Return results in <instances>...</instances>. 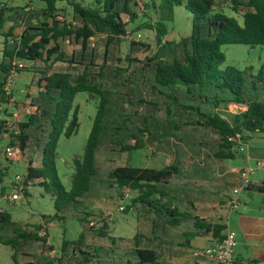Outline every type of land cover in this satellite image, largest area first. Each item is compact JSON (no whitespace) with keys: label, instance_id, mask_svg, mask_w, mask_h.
<instances>
[{"label":"trees","instance_id":"obj_1","mask_svg":"<svg viewBox=\"0 0 264 264\" xmlns=\"http://www.w3.org/2000/svg\"><path fill=\"white\" fill-rule=\"evenodd\" d=\"M227 1L231 4L228 8L241 21L225 14L222 7ZM41 2L43 6L39 8L29 4L23 7L3 4L0 8V36L4 38L0 58V142L9 140L8 147L0 146V184L11 162L7 149L14 147L21 155L31 156L25 173L18 178L20 184H12L23 196L28 195L26 186L38 185L56 197L55 206L60 211L61 206L81 203L83 196L93 195V181L98 175L96 159L110 109L107 97L119 87L133 85L125 94L127 100L121 99L124 104L130 109H142L141 105L152 103L153 98L143 89L148 71L152 79L164 86H185L189 94L197 95L201 105L211 108L204 113L198 109L196 115L200 118L193 117L185 123L192 127L185 134L207 133L208 139L219 148L215 158H232L237 153L238 142L248 140L254 133H264V61L257 73L253 67L242 71L221 68L225 62L223 45L264 47V0H161L159 5L155 0H91L87 5L83 0ZM179 6L193 15L192 34L179 41L165 40L168 23ZM203 20L206 26L201 30L199 22ZM7 23L10 25L5 32ZM16 30H21L17 36ZM142 30L154 33L157 49L145 40L132 38L128 53L123 55L121 45L129 40L128 35L134 36ZM93 41H100L102 50ZM67 45L74 46L72 53L67 52ZM140 54L142 57H138ZM23 70L33 74L32 85L43 90L45 103H37L36 98L28 105L22 103L28 114L15 122L11 119L13 114L8 112V107L15 103L8 81L11 75ZM81 92L98 95L100 103L84 154L81 159L73 160L75 170L66 187L57 174L56 149L61 136L70 138L78 133L80 125L74 99ZM230 105L238 106L239 110L230 112ZM191 111L196 109L184 106L186 116L193 115ZM137 113L135 110L134 114ZM127 116L130 117L126 115L124 121H128ZM115 130L121 131V127ZM139 130L152 135L145 127ZM108 144L115 147L111 152L120 154L144 147L132 132L122 140L117 136ZM2 155L6 165L1 161ZM194 159L192 156L191 160ZM107 162L105 175L116 187V197L124 199L123 189L136 193L123 211L141 213L139 219L150 228L154 241L173 230L180 231L183 240L180 246L185 249L191 248L194 238L209 237L213 242L224 238L228 226L224 219L208 223L172 205L176 193L173 195L168 189L185 177L184 169L180 170L181 162H178L180 166L170 164L161 169L119 165L115 160ZM3 191L2 187L0 196L4 195ZM245 191L262 194L264 185L251 182ZM55 217L66 219L59 214ZM90 217L95 216L91 212L80 214L83 231L79 238L64 239L61 251L57 252L48 243L47 229L44 237L38 233L40 229L28 232L9 213L0 210V244L14 250V264H100L104 260L117 264L116 243L124 239L111 235L108 221ZM145 239L151 241L149 237ZM127 240L138 241V236ZM126 251L135 259L133 263L122 259L124 264H161L159 250L144 243Z\"/></svg>","mask_w":264,"mask_h":264},{"label":"rangeland","instance_id":"obj_2","mask_svg":"<svg viewBox=\"0 0 264 264\" xmlns=\"http://www.w3.org/2000/svg\"><path fill=\"white\" fill-rule=\"evenodd\" d=\"M83 1L86 5L91 2V0ZM155 2L159 5L161 0H155ZM3 4L8 7H23L26 4L33 6V8L43 6L41 0H0V8ZM230 6V2H223L222 8L225 14L235 16L241 21L240 17L228 8ZM213 14L214 12L210 13L209 17ZM8 15L10 14L7 13V16ZM199 23L201 25V30H203L206 26V22L203 20ZM9 25L10 23H7L4 29L5 32L8 31ZM130 27L133 28V25H130ZM192 30L193 15L182 6L175 7L173 20L168 23V34L165 40L179 41L191 36ZM20 32L21 30H16L14 34L17 36ZM132 38L145 40L157 49V46L154 44V33L148 30H142L135 33L134 36H130L128 38L129 40L121 45L123 55L128 53L129 42ZM3 41V36H0V58L2 57V49L4 47ZM94 43L99 45L100 50H102L100 41H93L92 44ZM66 50L72 53L74 46L67 45ZM221 50L225 56V62L221 66L222 69L234 67L242 71L247 67H253V71L257 73L261 63L264 61V47L262 46L250 47L242 44H230L223 45ZM138 57H142V54L138 55ZM57 69L64 70L65 67H57ZM147 75L148 79L143 89L146 95L153 98V101L152 103L141 105L142 109H130L127 104L121 101V99H123V101L127 100L125 94L132 90V87L134 88L133 85H131V87L128 85L119 87L113 90V94L107 97L110 102V109L106 118L105 129L101 136L100 150L96 159L98 175L93 181V195L97 197L103 196L101 199L94 198L91 194H86L81 199V203L61 206V210L58 211L55 206L56 197H53L52 194L48 193L44 188L30 184L26 186L28 195L25 197L20 194V199L14 200L11 195L17 188L12 187V184H20L18 178L22 177L25 173L27 162L31 156L29 153L21 155L17 148L10 147L12 156L9 157V160L11 162L7 165V176L4 182L0 184V190L2 187L4 188V195L0 196V210L9 213L13 220L28 232H38L40 229L38 233L41 237H44L45 229H47L49 235L48 243L52 244L57 252L61 251L64 239L74 241L79 238L83 229L78 217L82 213L91 212L95 217H90V219L108 221L111 227V235L124 239V241L117 240L116 246L118 250L116 254H114L115 261L118 262L117 264H124L125 261H122V259L129 260L131 263H133L135 259L133 256H130L131 252H127L126 250L134 248L135 244L138 243L145 244V238L153 237V235L150 234V228L148 233L145 221L139 219V215H142L141 213L137 214L133 211H123L136 193L128 189H123L122 194L124 199L119 200L116 197V187H113L108 182L105 175V167L109 164L107 162L108 160H115L119 165L122 164L149 169H161L170 164L180 166L178 162H181L182 166H180V170L184 169L183 173H185V179L188 182L186 187H190L186 190L188 194L186 201L195 197H204L210 200L217 198L218 192L215 188H208L205 186L203 187V191H201V189L195 188V184L193 183L200 182L199 177L203 175L207 181L213 178V173L208 170V167L204 170H202L201 167V163L206 165L211 163L207 157L205 158L203 156L204 153L202 150L204 148L206 149L205 154H210V151L213 150L212 144L208 143L207 137L205 136L204 138L201 133L195 134V132H191L189 135L185 134L187 129L188 131L192 129V127L186 126L185 123L190 122L193 117L200 118L199 115H196L198 109L201 108V111L204 113L208 111L207 108H211L207 105H201L200 101L197 99V95L193 94L194 96H192L189 94L185 86L180 84L164 86L152 79L153 75L151 71H148ZM32 77V73L23 70L17 73L13 78V84L10 90L17 104L15 105V103H12L8 107V112L13 114L11 119L15 122L22 121L24 116L28 114V110L22 106V103L28 105L33 98L39 99L37 102L39 104L45 103L44 92L32 85ZM134 92L138 94L136 88ZM144 92L142 91V93ZM141 96L145 97L143 94ZM99 103L100 97L96 94L81 92L75 96L74 108H78L77 116L80 125L78 133L70 138L61 136L58 140L56 149L55 166L57 174L66 187H69L72 174L75 170L73 160L75 158L81 159L84 154L86 142L91 132ZM186 105H190L196 109V111H191L193 115H185L184 106ZM135 110L138 112L137 114H134ZM121 115L125 116L121 117ZM126 115L130 116H127L128 121H124L127 119ZM117 126L121 127V131L115 130ZM141 127H145L152 135L142 134L139 130ZM129 132H132L144 147L134 150L129 154L111 152L110 149H115V147L109 145V141L115 140L117 136L122 140L125 134H129ZM255 138L259 139L257 140L258 143L264 145V133L255 134ZM152 139L156 140L153 141ZM8 142L9 140L7 138L3 139L0 142L1 148L8 147ZM159 142L161 144H159ZM172 144L175 146L174 149ZM162 147L167 150L161 152L160 148ZM173 150L177 152L173 153ZM192 156L195 157L194 160H191ZM240 156L241 154L238 159L241 158ZM1 161L5 163V165L7 164L4 155L1 156ZM189 161L191 163H189ZM228 162L230 163V161ZM175 187L176 184H174V186L170 185L168 189L173 195ZM195 189H197L198 192H196ZM241 193L243 198L248 195L246 191ZM258 197L257 195L254 199L258 200ZM173 204H176L174 200L172 201V205ZM183 207L186 208L188 206L185 204ZM195 207V214L200 216V204L196 202ZM226 213L227 211L225 208L222 210L218 208L216 211L218 216L221 215L225 217ZM57 214L65 216L66 219L56 218L55 216ZM210 218L216 217L215 215H211ZM227 219L228 217L225 218L226 224ZM135 235L138 236V241L127 240L132 239ZM211 244L212 243H207L203 240L193 239L191 240V248L187 250L190 254L205 249L207 246L213 247ZM13 252L14 250L10 246L0 244V264H14L12 260ZM123 256L124 258H122ZM165 259L166 257L163 256L161 261L164 262ZM194 261L195 260L187 261V258L186 260L177 259L174 262H169V264H193ZM100 264L108 263L104 260V263L102 262ZM112 264H114V262Z\"/></svg>","mask_w":264,"mask_h":264},{"label":"crops","instance_id":"obj_3","mask_svg":"<svg viewBox=\"0 0 264 264\" xmlns=\"http://www.w3.org/2000/svg\"><path fill=\"white\" fill-rule=\"evenodd\" d=\"M244 109V107H242ZM239 110L238 106L230 105V112H237ZM203 137H207V133L201 132ZM254 133L246 141L238 142L237 153L230 159H217L215 155L218 153V146L214 142L208 139V143L212 144L213 150L210 151V154H205L206 149L203 148L204 157L209 159L211 163L208 165L201 163L202 170L208 167L213 173V178L210 181L205 180V176L199 177L200 182H193L195 188L201 189L203 187L215 188L218 192V196L215 199H207L204 197L193 198L189 201H186L188 196L186 187L188 182L186 181V175L184 178L177 180L171 185L176 187L174 188L176 196L174 207L177 206L180 212H188L193 216H198L202 219H206L208 223H216L220 218L227 219V225L230 229L236 232V245L234 248V257L236 264H264V193H253L247 192V196L242 197L240 195V206L234 210L230 211L228 206V200L230 194L234 188H237L241 185V172L247 169H256V163L260 159H264V145L257 142ZM162 142V141H161ZM159 144H161L159 142ZM151 145V144H149ZM173 149L175 148L174 144ZM215 148V149H214ZM218 148V149H216ZM242 149V150H241ZM165 148H160L161 152L166 151ZM176 153V150L172 151ZM241 154V158L238 159ZM206 161V160H203ZM230 161V163L228 162ZM189 163H191L189 161ZM250 181L256 184L264 185V171L256 169L250 175ZM195 189L196 192L198 190ZM245 191V190H243ZM242 191V192H243ZM257 194L259 197L258 200L254 199ZM196 196V195H194ZM199 196V194H198ZM200 204L199 212L200 216L195 214V203ZM187 204L188 207L184 208L183 205ZM226 209L227 213L224 216L217 215V209ZM211 215H215L216 218H210ZM149 233V229H148ZM150 237L151 241L146 242V246L151 248H156L160 252V262L164 264H169V262H174L177 259H185L187 261H193V253H188V250L182 248L183 240L180 234V231H167L166 234L161 235L159 240L154 241ZM198 240L206 241L207 243H212L211 246H215L217 242H213L209 237L206 238H194ZM155 242V244H154ZM157 242V243H156ZM191 245V243H190ZM209 246H207L208 248ZM163 256L166 257L164 262L161 261ZM193 264H199L197 261H194Z\"/></svg>","mask_w":264,"mask_h":264},{"label":"built area","instance_id":"obj_4","mask_svg":"<svg viewBox=\"0 0 264 264\" xmlns=\"http://www.w3.org/2000/svg\"><path fill=\"white\" fill-rule=\"evenodd\" d=\"M128 37H130L128 35ZM20 65V64H19ZM15 76L11 75L8 81V89L10 90L13 84V78ZM242 150V149H241ZM8 157L12 156L11 148L7 149ZM256 169L264 171V159H260L256 163ZM256 169H247L241 172V185L234 188L230 194L228 200V206L230 211L233 212L240 206V193L245 190V188L251 183L250 175ZM11 197L14 200L20 199L19 191L15 190ZM236 245V232L227 226L224 238L217 242L213 247H208L192 254L195 261L199 264H236L234 257V248Z\"/></svg>","mask_w":264,"mask_h":264}]
</instances>
